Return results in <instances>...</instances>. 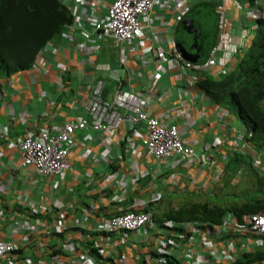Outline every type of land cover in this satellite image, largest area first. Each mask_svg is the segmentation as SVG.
I'll use <instances>...</instances> for the list:
<instances>
[{"label":"crops","instance_id":"0c3cea01","mask_svg":"<svg viewBox=\"0 0 264 264\" xmlns=\"http://www.w3.org/2000/svg\"><path fill=\"white\" fill-rule=\"evenodd\" d=\"M173 12L176 16V9ZM228 17L231 23L236 15L229 12ZM159 26L165 31L169 21ZM148 34L151 36L152 32ZM234 34L235 31H232ZM234 42L231 38L222 39L221 46L227 56ZM86 48L81 54L71 52L65 55H45L37 67L10 79H0V227L8 229V239L27 244L38 225L51 223L53 213L69 216L64 239L65 244L78 242L76 255L67 254L66 247L62 245L61 254L50 261L49 254L43 255L41 249L47 238H40L26 252L33 258L41 252L39 259L48 261V264L57 261L58 264H92L80 256L86 253L80 242L85 240V234L70 230L76 222L80 221L79 225L83 228L86 225H97L101 230H106L110 216L145 205L155 197L164 199L178 187L181 190L179 194L183 192L181 198L197 193L202 197L208 193L223 197L224 191L232 189L234 192L232 182L234 184L247 176L249 181V173L255 168L254 162L258 158L255 149L248 148L245 142L235 141L234 132L237 135L239 132L232 128L239 124L232 112H223V108L213 102L214 105L210 104L197 89H186L191 80L189 73L165 69L158 79V86H155L145 76V70H155V58L148 57L145 50H137L138 55L148 57L150 62L148 66L141 64L142 73L132 79V89L146 91L152 88L148 92L157 93L149 103L150 114L160 119H164L166 114V122L179 128L186 144L194 149L195 156L190 160L179 155L172 159L152 158L147 154L144 144L145 130L124 123L118 131L112 133H99L93 129L78 132L70 152L73 170L64 176L42 181L35 175L25 173L20 168V153L13 147L16 141L30 129L60 131L66 123L85 114V101L90 99V87L97 80L106 83L103 95L111 98L118 79L123 76L118 67H110L118 54L109 48L100 52L94 65L87 63L78 66V58L93 59V55L97 54L96 44L88 43ZM221 56L222 52L218 51L216 57ZM64 60L70 61L73 67L71 72H64L58 65ZM230 63L237 66L235 59ZM208 71L203 72L211 78L219 79V69H211V73ZM198 73L196 80H201L203 75L200 72L193 74ZM126 147H129L130 155H125ZM203 153L207 164L201 161ZM236 158L240 160L237 162ZM232 162L238 165L236 176L235 171L229 169L231 166L228 167ZM261 162L264 165V161ZM169 179H175L174 187L169 186ZM55 182L59 184L58 188ZM53 187L54 190H51ZM104 189H108L109 193ZM244 190L242 188L240 191ZM25 204L34 207L29 214H42L45 219L28 216L29 220H22L18 208ZM94 204H98V209L92 211L89 207ZM162 209H165L164 206L159 205L154 214L160 213ZM82 214H91V224L80 220ZM18 222L24 225L14 227L13 223ZM162 230L160 224L152 223L140 233L129 236L125 245L117 235L105 240L101 249L111 253L112 257L98 260V264H166L150 255L152 249L162 244L159 242L165 235ZM4 238L7 237L0 233V239ZM205 245H211L208 252ZM198 248L201 264H232L244 253H264V239L254 235L245 238L232 236L214 243H204ZM212 254L213 261L217 260L213 263L210 262Z\"/></svg>","mask_w":264,"mask_h":264},{"label":"clouds","instance_id":"9594fccd","mask_svg":"<svg viewBox=\"0 0 264 264\" xmlns=\"http://www.w3.org/2000/svg\"><path fill=\"white\" fill-rule=\"evenodd\" d=\"M163 1H165V0H163ZM173 2L174 3L172 5H170V4L166 5L165 3L163 5H159L158 9L155 8L153 13L151 14V17L148 18L142 24V30H141L140 37H139L140 40H137V42L139 41V46L136 47V51H135V53L137 54V57H138L137 58L138 63L136 64V69L134 70L133 73H129V74L125 73L126 76L123 74V72L121 70L119 71V69H118V71L121 72L123 74V76L120 79H118L119 81L117 80L118 83H117L116 87L113 89V95L111 98H105L103 95L105 87H106V83L104 82L105 87H104V90L102 93V99L104 100V102L109 104L108 105L109 109H108L107 114H112L115 112L119 116L118 120L116 122V126L111 127L107 123H105V124H107V128L105 130L94 129L95 123H94L93 117L90 116V113L88 111V105H89L91 98H92V95H93V92H92L90 99L88 101H85V104H84V113L85 114L81 118H79V119L77 118L74 121H71V122L76 121L78 123L81 120H85V121H87V127L83 130H77L75 132V134L72 135V137L70 138V142L67 145H65V149L67 150V160H68V164H69L68 170L63 171L60 174L46 175L45 173L39 172L34 166L23 167L22 166L23 152L20 150V148L26 142L32 141V140H36L37 142H41L43 145H46L47 143H49V139H47V136H51V137L52 136H58L60 133L63 132L65 125L68 123H71V122L66 123L60 131H52V129L50 130L47 128H45V129L35 128L33 130L30 129V131H28V133L24 137H22L21 139L16 141V143L13 144V147L16 150H18V152L20 153L19 162H20V168L22 169V171H24L25 173L27 172L31 176L35 175L36 177L39 178V180H42V181L47 180V179L52 178V177L64 176L66 173L71 172L73 170V164L71 163V160H70V152H71V149L73 147V141L75 140V137L78 134V132H84V131H87L89 129H93L94 131H97L99 133H112V132L118 131L119 128L124 123H128L133 128L142 127L145 130L143 137H144V144H145V147L147 150V154L150 155L152 158H157V157H154L150 154V152L147 148V145H146V140H147L148 132H149L148 131L149 129L147 128L146 124H143V123L133 124L132 121L129 120L128 118H122V115L125 114V111L123 109H117L116 108V106L114 104L115 99H116L115 96H116V93L120 90L129 92V93L133 94L134 96H136V98L141 102V104L144 105V112H145V114L148 115L149 118L157 120L160 123V125L162 124V125L169 126V127L170 126L176 127L180 137L182 138L181 133L179 131V128L176 125L168 124V122H166V120H165L166 114L164 116V119H160V117L158 118V117L150 114V110H148L149 109V103H150L151 99L157 95V93L155 91L148 92V91H151L152 88L150 90H146V91L140 90V89L133 90L132 86L130 85L132 79L138 78L139 74L142 73L141 64H144L145 66L149 65L150 60L148 57H152V58L154 57L155 58V60L153 61L154 65H155V70L154 71L149 70V69L145 70V76L147 78H149L151 80V82H154L155 86H158V84H157L158 79L163 74V72H165V69L170 70L169 68H172L173 70H178L181 73H189L191 75V80L188 81V86L186 89H197L199 91L200 95L203 98H205L207 101H209L210 104L214 103L215 105L219 106L203 90H201L198 87V82L200 80L199 79L196 80V78L199 75V73L198 74H193V73L199 72V71H205V70L206 71L209 70L208 73L209 72L211 73L210 70L215 68V69H219V72H220L219 77H221V75H228V74L232 73L233 71H235L237 66L234 67V65H231L230 62H231V60L235 59L237 62V65H238L239 61L244 56L243 53L250 47L249 43L252 45V42H253L254 38L256 37L257 31H258L257 21L259 19H264V0H233V2L228 3L227 4L228 11L234 13L236 15V17L230 23L229 17L227 15V20H228L227 22L229 24V28L223 37H220V35H219L220 17L217 14V12L215 11L219 17L217 28H216L215 41H214L212 48L209 51L208 57L207 58L205 57L206 60L202 66H200L196 63H192L190 61H189L190 62L189 63L184 59L185 55L183 54V52L181 50V48L183 46H181L179 43V40L181 39L182 33H183V30H181V28L184 25L183 22L188 17V13L191 11V9L195 8L198 4L201 3L204 5H207L209 3H212L213 5H215L217 3H216V1H213V0H187V1L175 0ZM61 7H63L64 9H66L69 12L71 19H72L73 16H72L71 12L66 7H64V6H61ZM230 8H231V11H230ZM175 9L177 11L176 16L173 15L174 14L173 11ZM215 10H216V5H215ZM179 11H181V12H179ZM167 21H169V27L164 31L163 27H161L159 25L162 23H165ZM72 22H73V19H72ZM66 26H68V25H66ZM66 26H64V28ZM232 31H235L234 35H232ZM237 31H238V35H237ZM253 31H254V33H253ZM148 32H152V35L150 36L148 34ZM61 35H62V33H61ZM226 37L231 38V40H233V41L234 40L236 41L232 44L231 52L228 56L225 54V52L223 51L222 46H221L222 45V39L226 38ZM216 40H217V45H216ZM54 43H57V42H54ZM105 48H109V49L117 51V49H115V48L113 49L110 44L105 42L103 45V48L99 51V57H100V52L102 50H104ZM137 50L138 51L145 50V52H148V54H149V55H147L148 57H144V56L141 57L140 55H138ZM218 51L222 52L221 57H216V54ZM117 54L119 55L118 52H117ZM45 55L46 54H41V52H40L32 68L37 67L39 65L41 59ZM212 57H215L216 59H218V61H221V62L223 61L224 65L220 68L219 67L217 68L215 66L214 67H208L207 64ZM94 63H93V65H94ZM118 64H119V57L116 60H114L112 63H110V67L115 66L117 68ZM58 65L64 71L63 65L61 63H58ZM198 66L200 67L199 70L196 69V67H198ZM31 69H29V70H31ZM22 72H26V71H22ZM22 72H18L16 74L11 75L10 77H7V78H1L0 77V79H10V78H13L15 75L22 73ZM64 72H67V71H64ZM194 76H196V77L194 80H192V78ZM97 81H96V83H97ZM101 81H103V80H101ZM93 86H91V87H93ZM91 87H90V89H91ZM219 107H221V106H219ZM221 108H223L222 109L223 112H226V113L232 112L233 115H235V118L238 117L239 121L242 120L236 110H234V109L228 110L224 107H221ZM243 122L246 125L244 120H243ZM6 129H7V127H6ZM247 129H248L247 125H246V127L242 128V129L239 128V125H237V127H235V128H232V130H238V132H239V135H237L234 132V136L236 137L235 141L237 143H239L240 141L243 143L245 142L246 145L248 146V148H251L244 139V137L247 133ZM183 141H184V139H183ZM185 144H186V142H185ZM189 147H191V146H189ZM254 152L257 153L256 156L258 158L255 160V162H254L255 168L252 170L264 172V165H263V162H261V159L264 157V153L260 152L259 150H256V149L254 150ZM243 154H245V153H243ZM125 155H130L129 147H126ZM175 156H177V155H174L171 158H165V159H172ZM179 156H181V155H179ZM194 156H195V152L193 149V157ZM205 156L206 155H204V153H203L201 156L202 157L201 161H203L204 163L206 162L205 164H207V158ZM181 157L184 159L183 156H181ZM157 159L163 160L164 158H157ZM258 162L260 164H258ZM249 176H251V178H249V180H251L253 182L254 176L251 173H249ZM54 185L57 188L59 187V184L56 182ZM169 186H172V187L175 186V179H169ZM28 189H29V187H28ZM51 190H54V187ZM104 191L109 193L108 189H104ZM172 191L177 196H181V194H183V192L179 194V191L181 192L180 187L174 188ZM188 193L189 192H187L186 194H188ZM189 195H191V194H188L186 196H189ZM195 195L201 196V195H199V193H197ZM236 195H238V194H236ZM161 198L162 197H158V198L155 197L149 203H147L145 205L141 204V206L134 208L135 209L134 212H136V213H151L152 214V220H151V223L149 225H147V226L143 227L142 229H140L139 231H135L133 233L121 232V233H117V234H109L107 232L108 222H107L106 230H101L100 227H98L97 225H86V227L83 228L81 225H79L80 221L78 223L76 222L74 225L71 226L70 230H75V231L84 233L85 234V240H86V241L85 240L80 241L86 249V253H82L80 256L84 259L90 260L92 262V264H98V260L110 259L112 257V256H110L111 253H108L107 251H103L101 249V244L105 240L108 241L109 238H113L115 235H117V236H120L121 239H123L122 244L125 245L126 244L125 241L129 240V236H133V234L140 233L141 230L146 229L152 223L157 224L154 220V211H151V210L148 211V210H144V209H146L145 207L148 206L149 204H153V203H156L157 201L162 200ZM174 201L176 203L179 202V200H174ZM89 208H90V210L95 211L98 209V204L91 205ZM18 209H19L18 212H20V215H21L20 218L22 220H26V221L29 220L28 216L34 217V218H39V219L44 218L42 214H40V215L29 214V212L33 211L34 207L32 208L28 204H25L23 206L21 205V206H19ZM123 213H130V212H121L120 214H117V215H121ZM52 215L53 216L50 219L51 223L49 225H46L45 223H44V225H38L35 229L34 234L31 235V237L29 238L30 241L27 244H23V243H20L18 241H13V240L8 239V236H7V234H9L8 229L5 227H0V233H2L3 235H5L7 237L4 239H0V241H4L7 244L19 246L18 250L8 253L6 258L1 260L0 263H4V264H48V261H41L39 259V257H41L40 256L41 252H40L39 256L36 258H33V256H29L26 253L28 250L32 249L33 244H36L37 240H39L40 238H47V240L42 244L41 249L44 251L43 255L49 254L50 261L55 260V257L57 255L59 256L61 254V250H62L61 246L62 245H64L66 247L65 250L67 251V254L76 255V253L78 252L77 251V246L79 245L78 242L74 241L73 243H66L65 244V239H64V233H65V230H67L66 221L70 220L69 216L62 214V213H53ZM117 215L110 216L109 220L112 217L117 216ZM228 216L235 218V216L233 214H227L224 217L222 225L214 227L213 230L207 229L209 227V224L201 223V222L200 223H187V222L176 223V222H173L171 224H169V223L166 224L167 228H164L161 226V228H163L162 231L165 233L164 237L161 239V241H159L162 244L157 246V248L152 249L150 255H152V257H153V254H157V256H163V255L170 256L177 262V264H185V262H181V261L179 262V256L181 255V253H179V252L181 249L185 250V247L188 246L191 249V252L193 254H195V255H193V258L194 259L197 258L198 263L201 264L200 250L198 248L200 245H203L204 243H214V242H217L219 240H225L226 238H230L232 236L245 238V237L251 235V234H248V232L247 233H244V232L238 233L234 230H230L229 232L224 233L223 232V226L225 225V218H227ZM251 216H253V215H251ZM91 217H92L91 214H87V215L82 214V216L80 217V220L85 221L87 224H91V219H90ZM235 221H236L237 226H239L240 228H246L248 225L247 220H246V223L244 225H239L237 223L236 218H235ZM21 224L24 225L23 223L18 222V223H13V226L18 227ZM202 236H204V237H202ZM157 237H159V235H157ZM186 238H187V240H186ZM259 238H261V237H259ZM262 239H264V238H262ZM173 240H176V242H173ZM179 240H184V241L182 242ZM118 242L120 243V241H118ZM87 244L92 245V247L94 249L98 250L99 256H101V258H98L96 256L91 255L89 253V250L87 249ZM210 247H211V245H205L207 252L209 251ZM55 252H58V253H55ZM185 252H188V251L186 250ZM248 253H250V252H248ZM244 254H246V253H244ZM105 258H107V259H105ZM157 259L158 258H156V260ZM210 259L208 258V261L210 260L211 263L217 261V260L213 261V254L210 256ZM159 260H157V261H159ZM160 261H162V260H160ZM163 262H165V261H163ZM50 264H58V261L56 263L50 262ZM160 264H162V263H160ZM225 264H227V263H225Z\"/></svg>","mask_w":264,"mask_h":264},{"label":"built area","instance_id":"2783aa9c","mask_svg":"<svg viewBox=\"0 0 264 264\" xmlns=\"http://www.w3.org/2000/svg\"><path fill=\"white\" fill-rule=\"evenodd\" d=\"M61 6L66 7L72 14L73 22L63 29L60 40L57 43L49 42L44 47L41 54L65 55L66 53L87 50L88 43L97 45V54L93 59L83 60L78 58V66L94 63L99 59V51L105 42L117 49L119 53L118 69L123 74L133 73L138 63L136 47L139 46L142 24L151 17V14L158 9L159 5H172L175 0H57ZM180 1V0H178ZM187 1V0H184ZM216 1V12L220 17L219 35L223 37L228 28V7L227 4L233 0H213ZM231 26V25H230ZM92 51H90L91 53ZM89 54L88 57H90ZM76 61V60H75ZM74 61V62H75ZM84 63V64H82ZM64 71L71 72L69 60L61 63ZM224 62L212 57L208 67H222ZM188 68V67H187ZM199 66L196 69L199 70ZM187 70V69H186ZM126 76V75H125ZM105 87L104 81L98 80L91 87L93 92L91 101L88 105L90 116L94 120V129L105 130L107 124L111 127L116 126L118 115L114 112L107 114L109 104L102 99ZM115 106L123 109L125 114L122 118H128L133 124H146L148 137L146 140L150 154L157 158H171L174 155H181L186 160L193 158V149L189 147L180 137L178 130L174 126L160 125L157 120L149 118L144 112V105L133 94L120 90L116 93ZM107 123V124H105ZM87 127V121L81 120L78 123L71 122L65 125L62 133L58 136H47L49 143L43 145L36 140L28 141L20 150L23 152L22 166H34L39 172L50 174H60L68 170L67 150L65 145L70 142V138L77 130ZM258 164H260L258 162ZM152 220L151 213H123L112 217L108 221L107 232L117 234L121 232L133 233L149 225ZM247 227L237 226L235 218L228 216L225 218L223 232L234 230L238 233H247L264 238V214H256L247 219ZM19 249V246L7 244L0 241V261L6 258L7 254ZM188 252H185V251ZM179 262L185 264H199L197 258H193L191 249L186 246L181 249Z\"/></svg>","mask_w":264,"mask_h":264},{"label":"trees","instance_id":"16d2710c","mask_svg":"<svg viewBox=\"0 0 264 264\" xmlns=\"http://www.w3.org/2000/svg\"><path fill=\"white\" fill-rule=\"evenodd\" d=\"M71 22L69 12L57 0H0V77L7 78L31 69L41 50L49 42H58L64 26ZM257 24V35L252 45L243 53L244 56L235 71L221 75L219 79L199 71L203 76L198 87L219 106L236 110L248 126L245 141L251 148L264 153V107L261 106L264 101V19H259ZM179 43L186 46L190 44V38H181ZM184 59L200 66L206 60L203 57L199 61H193L186 56ZM239 160L236 158L237 162ZM262 160L264 161V157ZM230 166L231 163L228 167ZM254 172L251 189L241 195L225 196L227 202L223 206L198 202L199 196L195 194L176 203L174 200L178 199L175 198L180 196L171 192L164 199L149 204L144 210L154 211L159 205L164 206L165 209L154 214L155 222L164 228H167L166 224L173 222H201L209 224L207 229L213 230L214 227L222 225L227 214H233L237 223L244 225L251 215L264 214V172ZM237 173L235 170V176ZM134 211L133 208L125 212ZM87 249L91 255L101 258L92 245L87 244ZM153 257L165 261L166 264H177L170 256L153 254ZM258 263H264V253L243 254L232 264Z\"/></svg>","mask_w":264,"mask_h":264},{"label":"water","instance_id":"95a60500","mask_svg":"<svg viewBox=\"0 0 264 264\" xmlns=\"http://www.w3.org/2000/svg\"><path fill=\"white\" fill-rule=\"evenodd\" d=\"M215 11L212 3L207 5L200 3L188 13V17L181 28L183 30L181 38H190V44L181 48L188 59L199 61L203 57H208L215 41L219 20Z\"/></svg>","mask_w":264,"mask_h":264},{"label":"rangeland","instance_id":"374dc122","mask_svg":"<svg viewBox=\"0 0 264 264\" xmlns=\"http://www.w3.org/2000/svg\"><path fill=\"white\" fill-rule=\"evenodd\" d=\"M230 11H231V8H230ZM253 33H254V31H253ZM189 45V44H188ZM249 46H251V44L249 43ZM184 47V46H183ZM263 105V107H264V101L262 102V104H261V106ZM235 116V115H234ZM236 119L238 120L237 121V124H239V128L240 129H242V128H244V127H246V125L244 124V122H243V120H240L239 121V119H238V117H236ZM248 150V149H247ZM246 155H247V153H245ZM232 165H231V167L229 168V169H231L232 171L234 170H236L237 169V164L236 163H231ZM248 171L250 172V169H248ZM260 173V172H259ZM251 174L252 175H255V172L251 169ZM260 174H262V173H260ZM232 184V187L234 188V192H238V195H241L242 194V192L240 191L242 188L244 189L245 188V190H244V192H246V191H248V190H250L251 189V186H252V184H253V182L251 181V180H249L248 181V176L246 177V178H242L241 179V181H238V182H234V184H233V182L231 183ZM240 191V192H239ZM233 192V190L232 189H229L228 191H224L223 192V197H220V198H216L215 196H210L209 195V193L207 194V195H209V196H204V197H201V196H199L198 198H197V201L198 202H208V203H213V204H219V205H224L226 202H227V200H226V198L227 197H225V196H228V195H232V194H235ZM175 199H178L179 201H181L182 200V198L181 197H177V198H175ZM234 200H237L235 197L233 198ZM196 201V200H195Z\"/></svg>","mask_w":264,"mask_h":264}]
</instances>
